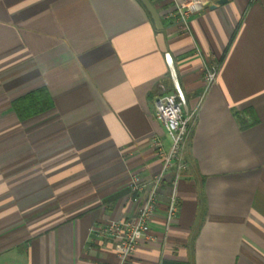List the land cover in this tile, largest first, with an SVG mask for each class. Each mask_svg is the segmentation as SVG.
Listing matches in <instances>:
<instances>
[{
  "label": "crops",
  "instance_id": "0c3cea01",
  "mask_svg": "<svg viewBox=\"0 0 264 264\" xmlns=\"http://www.w3.org/2000/svg\"><path fill=\"white\" fill-rule=\"evenodd\" d=\"M160 13L185 112L194 122L169 224V180L126 264H264V0ZM212 1V0H211ZM138 0H0V264H120L98 228L135 214L133 173L151 149L158 82L177 92ZM219 63L215 82L204 65ZM45 88L52 107L21 120L18 98Z\"/></svg>",
  "mask_w": 264,
  "mask_h": 264
},
{
  "label": "built area",
  "instance_id": "2783aa9c",
  "mask_svg": "<svg viewBox=\"0 0 264 264\" xmlns=\"http://www.w3.org/2000/svg\"><path fill=\"white\" fill-rule=\"evenodd\" d=\"M210 0H176V7L167 16L180 20L187 26L191 15L200 12ZM219 63L209 60L204 65L203 81L206 87L212 85L218 74ZM155 117L164 125L169 145L160 135H154L150 141L153 153L161 160L159 170L148 177L133 173L129 188L135 195V214L129 218L113 219L100 225L99 232L117 244L120 264L133 255L138 244L151 240V221L155 215L161 189L170 174L169 193L167 195V221L170 224L179 212L177 186L182 174L188 171L190 164L184 154L190 138L195 113L185 112L184 100L178 92L168 90L166 84L158 82L154 95Z\"/></svg>",
  "mask_w": 264,
  "mask_h": 264
},
{
  "label": "trees",
  "instance_id": "16d2710c",
  "mask_svg": "<svg viewBox=\"0 0 264 264\" xmlns=\"http://www.w3.org/2000/svg\"><path fill=\"white\" fill-rule=\"evenodd\" d=\"M138 1L141 3L140 0ZM143 7L145 8L144 5ZM145 10L147 11L146 8ZM147 13L149 14L151 18L150 13L148 11ZM151 21L153 22L152 18H151ZM52 105H53L52 98L45 88H39V89L33 90L32 92L18 98L14 102V108L17 112V115L19 116L21 120L41 114L49 110L52 107ZM186 157L189 160V164L191 165L189 157L188 156Z\"/></svg>",
  "mask_w": 264,
  "mask_h": 264
},
{
  "label": "water",
  "instance_id": "95a60500",
  "mask_svg": "<svg viewBox=\"0 0 264 264\" xmlns=\"http://www.w3.org/2000/svg\"><path fill=\"white\" fill-rule=\"evenodd\" d=\"M141 3L145 6V8L147 9V11L150 13L151 18L155 24L156 29L159 31L158 35H157V40L160 46L161 51L164 52L165 57H166V61L167 64L169 66V69L171 71V75L172 78L174 80L175 86L177 88V92L179 93V95L183 98L184 100V107L186 105V101H185V97L183 95V92L180 88L179 85V81H178V77H177V72H176V68L173 62V58L171 56V54L168 52L166 44H165V38H164V34L162 32L163 30V23L160 17V13L157 10V8L155 7V5L152 3L151 0H140ZM228 0H210L206 3L205 7H215L216 5H220V4H224L226 3Z\"/></svg>",
  "mask_w": 264,
  "mask_h": 264
}]
</instances>
